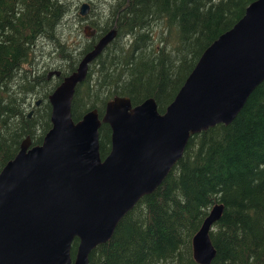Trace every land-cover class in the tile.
<instances>
[{
	"label": "trees",
	"instance_id": "trees-1",
	"mask_svg": "<svg viewBox=\"0 0 264 264\" xmlns=\"http://www.w3.org/2000/svg\"><path fill=\"white\" fill-rule=\"evenodd\" d=\"M252 1L113 0L105 14L88 21L95 7L90 0L88 14L77 18L95 33L84 36L72 54L71 1L0 0V171L27 136L33 144L42 142L51 128L49 95L101 34L116 30L76 86L74 121L92 108L101 118L116 95L128 96L133 105L152 97L164 112L204 50ZM43 42L62 55L55 68L40 61L44 66L37 72ZM37 99L39 106L28 116L26 107ZM110 147V126L101 122L102 158ZM217 202L224 210L210 230L216 249L211 264H264V80L230 123L190 136L162 183L119 220L110 239L91 250L88 264H198L192 237ZM77 243L75 238L72 257Z\"/></svg>",
	"mask_w": 264,
	"mask_h": 264
},
{
	"label": "water",
	"instance_id": "water-1",
	"mask_svg": "<svg viewBox=\"0 0 264 264\" xmlns=\"http://www.w3.org/2000/svg\"><path fill=\"white\" fill-rule=\"evenodd\" d=\"M88 11V2L81 3L79 14ZM94 33L84 27L85 36ZM115 36V28L101 34L49 95L51 128L42 142L30 147L27 137L1 169L0 264H88L91 250L162 183L190 136L230 123L264 80V0H253L204 50L164 112L152 97L133 105L128 96L116 95L101 118L92 108L74 121L75 88ZM101 122L111 129L103 158ZM223 210V203H215L192 237L198 264H211L216 255L210 230Z\"/></svg>",
	"mask_w": 264,
	"mask_h": 264
},
{
	"label": "rangeland",
	"instance_id": "rangeland-1",
	"mask_svg": "<svg viewBox=\"0 0 264 264\" xmlns=\"http://www.w3.org/2000/svg\"><path fill=\"white\" fill-rule=\"evenodd\" d=\"M68 2L71 1V8L69 7V12L68 15L71 14V19H67V25H69L70 31H73L76 36L73 37L76 41L73 44L68 45L69 49L71 51L72 54H76L78 52V50L80 49V46L83 44V40H84V27L87 25L88 21H90V19L94 18V19H98L99 17V13L101 14H105V12L108 10L109 5L111 4V1L113 0H92L95 3V7H94V13L91 15V17L88 19V21L85 19L84 22L81 20H78V16L79 15V7L80 4L82 2H88L90 3V0H67ZM66 19L64 20L65 23ZM89 24V23H88ZM68 29V28H67ZM155 43H158L157 41ZM41 44V43H40ZM41 49L37 50V59L39 60V62L35 61L36 64H34V69L38 72L40 71V69L42 68L43 65H41V63H49V65L53 68L56 67V62L59 59V57L62 55L61 53H56V52H52L51 49L47 46L46 43H42ZM144 47V46H143ZM142 47V48H143ZM140 52V51H139ZM41 61V63H40ZM60 64V63H59ZM30 67V66H29ZM26 67V68H29ZM34 74V73H33ZM29 98V97H28ZM30 100V98H29ZM40 100V99H37ZM37 100L32 101L31 103H29V101H27V103H29L26 107V109H30V111H34V108L39 106L40 102L38 105L35 104V102Z\"/></svg>",
	"mask_w": 264,
	"mask_h": 264
},
{
	"label": "flooded vegetation",
	"instance_id": "flooded-vegetation-1",
	"mask_svg": "<svg viewBox=\"0 0 264 264\" xmlns=\"http://www.w3.org/2000/svg\"><path fill=\"white\" fill-rule=\"evenodd\" d=\"M38 144H40V143H38ZM38 144H33V143H31V140H30V147L34 146V145H38Z\"/></svg>",
	"mask_w": 264,
	"mask_h": 264
},
{
	"label": "bare ground",
	"instance_id": "bare-ground-1",
	"mask_svg": "<svg viewBox=\"0 0 264 264\" xmlns=\"http://www.w3.org/2000/svg\"><path fill=\"white\" fill-rule=\"evenodd\" d=\"M111 29H112V28H111ZM95 43H96V42H95ZM93 46H94V45H93ZM92 48H93V47H92ZM105 48H106V47H105ZM105 48H104V49H105ZM104 49H103V50H104ZM102 52H103V51H102ZM81 58H82V57H81ZM78 63H79V62H78ZM77 66H78V65H77ZM27 137H28V136H27ZM27 137H26V138H27ZM26 138H25V139H26ZM25 139H24V140H25ZM24 140H23V141H24ZM23 141H22V143H23ZM22 143H21V144H22ZM20 146H21V145H20Z\"/></svg>",
	"mask_w": 264,
	"mask_h": 264
}]
</instances>
